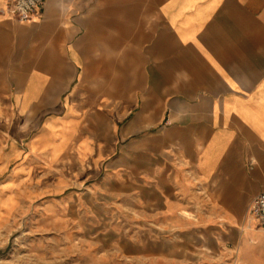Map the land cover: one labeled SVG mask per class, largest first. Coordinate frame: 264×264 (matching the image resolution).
<instances>
[{
  "label": "crops",
  "instance_id": "1",
  "mask_svg": "<svg viewBox=\"0 0 264 264\" xmlns=\"http://www.w3.org/2000/svg\"><path fill=\"white\" fill-rule=\"evenodd\" d=\"M0 121L23 200L48 177L114 176L142 134L131 174L161 201L166 246L191 232L198 251L142 260L264 264L249 214L264 191V0H44L25 23L0 15Z\"/></svg>",
  "mask_w": 264,
  "mask_h": 264
},
{
  "label": "rangeland",
  "instance_id": "2",
  "mask_svg": "<svg viewBox=\"0 0 264 264\" xmlns=\"http://www.w3.org/2000/svg\"><path fill=\"white\" fill-rule=\"evenodd\" d=\"M142 143V134L125 140L114 176L106 169L109 176L67 189L48 177L33 199L21 197L27 189L16 183V158L0 164V264H154L142 259L177 253L192 259L191 232L183 249L166 246L174 237L160 229L161 201L145 199L142 170L131 174V162L143 160ZM201 254L209 259L207 249Z\"/></svg>",
  "mask_w": 264,
  "mask_h": 264
},
{
  "label": "built area",
  "instance_id": "3",
  "mask_svg": "<svg viewBox=\"0 0 264 264\" xmlns=\"http://www.w3.org/2000/svg\"><path fill=\"white\" fill-rule=\"evenodd\" d=\"M43 3L44 0H1L0 15L18 23H25L35 10L42 8ZM249 214L264 229V191L251 200Z\"/></svg>",
  "mask_w": 264,
  "mask_h": 264
}]
</instances>
